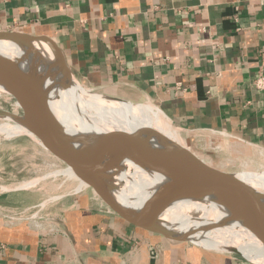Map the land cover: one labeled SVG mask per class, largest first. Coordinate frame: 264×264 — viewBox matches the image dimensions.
I'll use <instances>...</instances> for the list:
<instances>
[{
    "label": "crops",
    "instance_id": "crops-1",
    "mask_svg": "<svg viewBox=\"0 0 264 264\" xmlns=\"http://www.w3.org/2000/svg\"><path fill=\"white\" fill-rule=\"evenodd\" d=\"M0 31L51 39L80 84L150 101L195 149L264 148V0H0ZM17 196L0 198V264H247L136 228L88 188L44 214Z\"/></svg>",
    "mask_w": 264,
    "mask_h": 264
},
{
    "label": "bare ground",
    "instance_id": "bare-ground-1",
    "mask_svg": "<svg viewBox=\"0 0 264 264\" xmlns=\"http://www.w3.org/2000/svg\"><path fill=\"white\" fill-rule=\"evenodd\" d=\"M40 42L24 43L13 39L0 41V64L25 85L35 82L45 92L54 114V118L51 117L53 124L62 135L93 136L95 133L147 130L170 140L171 131L178 132L165 115L149 103L134 107L111 99L102 102L95 100L91 97L90 90L75 82L59 52L54 53ZM39 48L47 52L49 64L43 58L45 55L39 53L42 52ZM0 96H7L1 88ZM87 107L92 121L89 128L86 127L84 112ZM12 114L11 117L0 115V135L8 137L25 133L35 138L25 121L16 119L15 113ZM228 144L240 145L238 142ZM113 145H120L121 149L112 148V156L97 159L102 169L96 177L115 191L117 201L125 210L138 212L139 207L149 200L146 208L161 205L162 209L159 208L153 215L155 223L172 236L189 239L208 249L232 250L245 255V259L252 264H264V245L250 232L254 231L264 240V215L247 214L242 217L243 222L239 223L229 221V213L208 200L179 198L172 191L163 189L165 180L157 172L155 162L151 161L153 158L147 162L139 158V154L148 149L145 143L126 141ZM257 154L259 159L264 158L263 153ZM196 162L203 175L214 172L208 185L217 191L246 187L264 193V166L254 167L252 160L239 161L237 174H219L200 160ZM53 174L55 177L61 175L75 181V190L87 188L67 167ZM34 184L36 181L23 182L17 185V189H27Z\"/></svg>",
    "mask_w": 264,
    "mask_h": 264
},
{
    "label": "water",
    "instance_id": "water-1",
    "mask_svg": "<svg viewBox=\"0 0 264 264\" xmlns=\"http://www.w3.org/2000/svg\"><path fill=\"white\" fill-rule=\"evenodd\" d=\"M6 39L24 43L43 41L54 53L61 51L55 42L44 36H33L17 31H0V41ZM63 62L67 67L64 56ZM0 88L21 110L28 129L43 151L56 163L69 168L111 212L136 228L154 232L170 240H189L172 236L155 223L153 215L162 209L161 205L156 204L151 206L152 209L150 207L148 209L146 206L149 200H147L139 207V210L144 213H140L139 210L129 212L117 201L115 191L96 177L102 169L97 159L106 155L112 156V148L121 149L120 145L113 144L126 141H138L147 145L148 149L139 154V158L145 162L153 158L151 161L155 162L157 172L165 180L163 189L172 191L179 198L193 201L208 200L220 210L228 212L229 221L242 223L244 215H264V193L246 187H231L225 191H217L208 185L213 171L203 175L197 166L198 158L191 151L156 132L113 131L95 133L93 136L84 134L74 137L64 136L55 128L51 118L52 116L54 118V114L49 107L46 94L35 82H30L29 86L25 85L0 64ZM0 115L13 116L12 112L1 108ZM250 232L264 245L261 235L251 230Z\"/></svg>",
    "mask_w": 264,
    "mask_h": 264
},
{
    "label": "rangeland",
    "instance_id": "rangeland-1",
    "mask_svg": "<svg viewBox=\"0 0 264 264\" xmlns=\"http://www.w3.org/2000/svg\"><path fill=\"white\" fill-rule=\"evenodd\" d=\"M43 50L44 49L39 48V51H42V55H45L43 56L45 62L47 61L46 63L49 64V59L47 57L48 54ZM74 80L79 85L83 86L87 90H90L91 97L99 102L111 99L112 101L134 107L149 103L161 111L150 101L125 100L101 89L84 86L80 84L75 77ZM0 108L5 111L15 113L16 119H21L24 121L23 116L21 115V110L16 107L14 100L8 96H0ZM88 110V107L84 109L87 128L91 127L92 125V121L89 119L90 116ZM169 137L170 140L176 143L179 141L178 143H180L183 148L191 151L198 158L197 161L200 160L203 164H206L209 168L213 169L219 174H237L239 169V161L242 162L252 160L254 161V167L261 165L264 166V158L260 157L262 160L259 159L257 154H264V148H255L244 146L242 144L230 146L228 144L229 142H236L232 138H227V140L225 139L223 142L218 144L207 147H198V149H195L192 145L189 146V144H187L179 132L174 133L171 131ZM34 139L35 138H33L31 135L25 133L19 135L14 134L8 137L0 135V198L7 196L17 201V194L20 196H25L26 205L33 204L34 202L36 205H38V207L34 209L31 208V210L28 211L29 215L37 210L44 214L51 207H53L56 204V201L60 200L61 197L67 194H74L76 192L75 181L69 180L68 178H65L61 175L55 177L53 173L57 170L64 169L65 167L53 161L38 145V141ZM200 152L202 154H200ZM254 158H257V160ZM33 181H36V184L32 185L31 187L27 189H17V185L23 182ZM3 187L5 188L4 190L2 189ZM88 190L90 189L88 188ZM173 241L181 242L182 244H186L188 246H194L203 251H208L211 253L234 256L247 264H252L247 259H245V255L232 250H217L213 248L208 249L201 247L189 240L176 239Z\"/></svg>",
    "mask_w": 264,
    "mask_h": 264
},
{
    "label": "built area",
    "instance_id": "built-area-1",
    "mask_svg": "<svg viewBox=\"0 0 264 264\" xmlns=\"http://www.w3.org/2000/svg\"><path fill=\"white\" fill-rule=\"evenodd\" d=\"M259 62V71L252 84L255 89L264 90V52H260Z\"/></svg>",
    "mask_w": 264,
    "mask_h": 264
}]
</instances>
